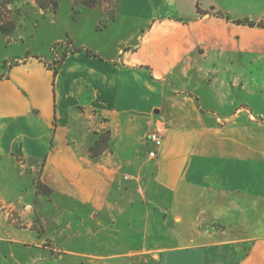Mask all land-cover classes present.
Here are the masks:
<instances>
[{"label": "crops", "instance_id": "1", "mask_svg": "<svg viewBox=\"0 0 264 264\" xmlns=\"http://www.w3.org/2000/svg\"><path fill=\"white\" fill-rule=\"evenodd\" d=\"M179 1L115 0L111 23L128 31L115 51L1 57L0 176L32 191L15 198L19 184L0 180V240L27 231V264H48V251L75 264H264V112L232 100L244 69L255 79L246 65L264 64V27ZM102 131L108 146L91 157Z\"/></svg>", "mask_w": 264, "mask_h": 264}, {"label": "rangeland", "instance_id": "2", "mask_svg": "<svg viewBox=\"0 0 264 264\" xmlns=\"http://www.w3.org/2000/svg\"><path fill=\"white\" fill-rule=\"evenodd\" d=\"M56 1V11L51 12L47 9L39 8L35 0H0V20L5 22V24L8 21L14 23V27L9 33L6 35L0 33V60L3 55L10 56L17 53L19 56H24L27 53L37 52V54L41 53L43 56L52 54V58H48V64L54 65L64 51L73 48V46L79 47L80 43L84 44L88 49L95 47L101 50L107 48L115 51L117 41L128 36V31L122 27L123 21L121 19L111 23L115 12V0H97L98 3L94 7H85L80 3H73L72 0ZM179 5H181L183 12L194 10L196 5H198L201 13H210L217 10L224 15H228L232 20L248 18L253 21L257 17L262 16L261 21L264 24V0H182L179 1ZM56 39H60L62 42L54 43ZM11 61L12 59L6 61L5 65L11 64ZM246 66H250V69L252 68L255 79L248 78L250 75L249 70L244 69L247 81H243L248 86L245 89L241 88V86L232 88L234 106L247 104L254 107L259 113L264 112V64L262 62H254L248 63ZM197 91L200 95H203L205 102L209 96L211 99L210 88L203 86ZM206 103H212V100ZM213 104L218 106L217 102H213ZM203 113L205 117H208L207 112ZM152 130L154 129L150 131ZM106 132H96L95 139L98 135H104ZM139 147L147 153V146L141 145ZM1 179L9 184H12V182L19 184L18 190L10 192L13 197L22 194L27 198V195L32 191L30 186L24 188L25 183L27 184L25 178L20 179L13 175H7L0 176ZM37 179L38 175H35L34 182ZM20 185H22V189ZM37 189L40 191L45 190L42 185L37 187ZM32 197L34 198V196ZM44 202L40 209L48 215L56 214L53 210L55 208L51 204ZM10 219L12 222L18 223L16 213H11ZM33 228L39 233L42 231V225L37 220H35ZM28 235L27 231L11 229L7 234L8 238L0 240V264H27V257H30V253H28L30 244L24 241L29 240ZM34 235L36 240L37 236L35 233ZM60 242L61 240H55L54 244L60 246ZM51 244L52 240L45 239L39 246L51 247ZM66 247L74 251H89L90 249L88 242L81 244L75 240L70 245H66ZM53 253L51 252L50 254L49 251L47 253V256L51 258L48 264H75L78 260V257L74 255H62L60 257L58 254ZM34 257L36 258L37 255H34Z\"/></svg>", "mask_w": 264, "mask_h": 264}, {"label": "trees", "instance_id": "3", "mask_svg": "<svg viewBox=\"0 0 264 264\" xmlns=\"http://www.w3.org/2000/svg\"><path fill=\"white\" fill-rule=\"evenodd\" d=\"M72 2H76V3H80L85 7H94L95 5H97L98 1L97 0H72ZM35 3L37 4V6L43 10H49L51 12H55L56 8H57V1L56 0H35ZM196 9L197 12L201 13L199 10L198 5H196ZM211 14L218 16V17H222L225 20L229 21L231 20L228 15H224L223 13H221L220 11H214V12H210ZM1 19V18H0ZM234 23L237 24H243V25H248V26H259V27H264V24L262 21H252L248 18H242V19H234L231 20ZM14 27V23L9 22L7 24H5V22H2L0 20V33L1 34H7L9 33ZM78 50L77 48L75 49H70L67 51H76ZM65 54V52L63 53ZM108 132H106L104 135H98L97 138L93 141V143L89 146L88 148V152L89 155L91 157H95L97 155H99L106 147H107V143H108ZM38 187L40 186V184H37Z\"/></svg>", "mask_w": 264, "mask_h": 264}, {"label": "built area", "instance_id": "4", "mask_svg": "<svg viewBox=\"0 0 264 264\" xmlns=\"http://www.w3.org/2000/svg\"><path fill=\"white\" fill-rule=\"evenodd\" d=\"M149 141L154 145L155 148L159 147L161 144V136L158 130H152L148 134ZM156 154L155 150L149 152L150 157H154Z\"/></svg>", "mask_w": 264, "mask_h": 264}]
</instances>
